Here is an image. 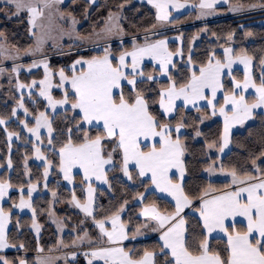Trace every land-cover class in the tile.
Returning a JSON list of instances; mask_svg holds the SVG:
<instances>
[{"label": "snow or ice", "instance_id": "6c2138e0", "mask_svg": "<svg viewBox=\"0 0 264 264\" xmlns=\"http://www.w3.org/2000/svg\"><path fill=\"white\" fill-rule=\"evenodd\" d=\"M64 2L0 0L3 5L0 12L7 18L27 15L28 30L35 41L34 47L24 50L25 55L43 54L51 41L53 50L72 57L71 62L58 71L52 69L48 59L15 65L10 71L0 67V74L7 71L10 76L15 75L17 90L28 88L31 98L35 95L32 90L38 89V97L46 102L43 111L33 113L26 107L21 94L10 116L0 117V125L5 126L9 152L13 139L20 140L21 136L19 132L9 131L8 120L11 117L19 119L22 110L25 119L19 123L34 138L32 149L35 158L43 161L45 188L53 167L58 168L69 184L74 183L73 170H78L77 175L82 173L81 183L87 185L86 200L82 203L73 192L69 203L85 218H91V224L98 230L96 239L83 228L73 229L77 235L70 244L58 239L53 247L83 249L87 245L89 250L82 252L87 264H264V132L256 140L261 148L258 152L248 149L243 164L226 167L220 159L232 143V129L254 120L258 109L264 110V67H261L257 79L253 73L254 57L246 49L237 52L232 47H224L222 58L213 52L199 67L189 54L187 72L181 78L172 70L177 67L173 57L183 56V51L179 48L175 52L169 50L167 39H150L148 33L156 29L157 24L144 29L143 43H139V36L134 34L129 48L123 39L128 33L119 23L120 11H109L104 28L99 32L93 30V39L77 32L79 21L71 12L64 11ZM89 3L94 4L95 0H89ZM147 3L156 10L155 19L161 25L173 22L172 10L180 11L186 7L199 10L197 19L215 14L216 6L221 3L228 4L229 11L234 13L245 8L240 3L230 4L229 0H198L191 5L188 0L183 3L181 0H147ZM248 7L264 9V2ZM118 8L122 10L124 4H119ZM179 22L178 19L175 21ZM233 35H228L229 41ZM245 35L251 36L252 33L246 32ZM65 36L70 41L67 51L61 43ZM182 36L183 33L176 39ZM113 37L120 38L116 49L109 42ZM0 38L6 39L4 32H0ZM198 38L193 37V42ZM101 40L105 41L102 47ZM85 43L94 45L93 50L98 47L99 51L95 54L93 50L87 54L72 52L74 47H83ZM20 52L18 48L15 54L0 48L4 60H18ZM146 59L154 65L152 72L145 71ZM237 64L243 65L242 79L233 74V66ZM260 64L264 66V57L260 58ZM34 68L43 69V78L33 79L30 84L21 83V70L31 73ZM158 77H166V82L162 83ZM144 85L147 87H142ZM54 89L59 91V98L53 94ZM249 90L254 93L251 99ZM49 109L53 114L63 115V128L54 126L55 115L50 116ZM191 110L198 115L190 118L186 113ZM258 114L264 118V111ZM28 116H32V121L27 119ZM217 116L223 119V130L216 139L205 138L203 141V155L206 157L203 172L209 177L219 172L230 177V182L225 183L223 189L209 183L206 187L186 191V141L204 136L199 126ZM188 128L192 129L191 134L184 131ZM41 129L47 130V144L58 157L55 165L42 150ZM213 152L217 155L214 156ZM28 159L25 155L26 175L29 174ZM7 167H13L11 158ZM110 173L120 174L114 175L112 180L122 183V178H126L133 184L138 182L146 192L151 186L170 196L174 204L169 202L171 206L166 208L155 202L145 204L144 194L137 192L134 199L142 205L139 211L142 223L132 225L131 219H122L129 203L127 199L98 217L95 215L92 184L97 181L107 185L108 191H114ZM38 183L29 180L27 199L21 185L19 204L12 203L13 208H28L32 212L31 230L36 234L38 255L34 262L26 256L10 260L6 255H0V264H56L59 260H64L65 264H79L75 251L66 256L43 255L45 250L39 246L42 225L37 222V211L32 204V194ZM13 187L7 178L0 179V201ZM51 195L54 200L57 198L56 191ZM186 209L191 211L186 213ZM48 215L54 216L51 211ZM189 216L195 220L198 233L189 228ZM11 222V210L0 206V253L12 248L27 252L23 242L10 240L8 225ZM52 223L56 224L58 232L63 231V221L53 218ZM16 227H20L19 221ZM148 233L157 236V244L151 250L145 248L141 252L125 244ZM213 233L217 235L214 237ZM213 239L223 247H212Z\"/></svg>", "mask_w": 264, "mask_h": 264}, {"label": "trees", "instance_id": "16d2710c", "mask_svg": "<svg viewBox=\"0 0 264 264\" xmlns=\"http://www.w3.org/2000/svg\"><path fill=\"white\" fill-rule=\"evenodd\" d=\"M188 1L194 3L195 0ZM262 2H264V0H229L230 4L240 3L245 5L244 9H248V6L252 4H260ZM121 3L124 4V8L122 10L118 8V5ZM0 7L3 6L0 5ZM62 7L65 12H71L79 21L76 30L83 37H89L94 34L93 30L97 32L104 28L109 11H120L121 19L119 23L128 33V35L124 36L123 39L125 45L129 48L130 40L134 34L139 36L138 42L141 43L143 42L144 35L142 34H145V28L151 29L153 24H157V28L152 29V31L160 29V26L155 19L156 14L154 10L146 4L135 0H96L94 4H90L89 0H74V2L73 0H68ZM216 10L220 13L221 17L208 20L206 22H198L196 19L197 15L194 10H189L181 13L180 15L173 16L171 18L173 22L169 23V25L179 26V29L174 31L167 30L154 34L150 36V39L171 36L177 33L181 35V33H183L181 38V47L179 48L182 49L183 56L179 55L180 58L174 60L177 67L172 70L174 75L181 78L187 72V60L189 54H191L195 65L199 67L201 63L207 62L209 56L213 52L216 53L219 58H222L223 54L221 48L231 44L232 48L237 52L240 49H246L247 53L254 57L253 73L258 79L261 74L262 67L260 64V58L264 57V26L258 25L256 21L264 17V9L258 8L247 13L229 16L227 15L226 6L218 7ZM177 19L180 21L179 23H175ZM202 29H206L205 33L201 35L197 43H193V37L202 33ZM0 32L5 33L6 39L2 38L3 43L14 51L17 48L20 49V54H24V50L29 49L33 43V36L29 33L27 18L25 15L19 16L17 20H12L3 17L0 13ZM246 32H251L252 35L246 36ZM230 33H234L231 41L227 38ZM111 44L112 47L116 49L120 45V40L111 42ZM63 45L65 51H67L69 42H64ZM168 47L169 50L173 52L178 49L174 42H169ZM189 47H191V53H189ZM93 49L94 46L84 44L83 47L80 48L74 47L72 52L87 54L89 50ZM96 51H99L98 47L93 50V54H95ZM45 53L48 54L47 59L49 60L50 66L55 71H58L61 66L66 67L72 60L71 56L60 54L58 51L53 50L51 46L45 49ZM144 67L147 72H152L153 70V66L150 64H145ZM233 74L236 75L237 78L241 76V73L238 71L233 72ZM42 75V69H37L31 73L22 70L20 72L19 80L21 83L30 84L33 79L40 80ZM159 80L162 83L166 82V79ZM0 84L4 87L6 86V82L4 80L0 81ZM142 87H147V85ZM4 93H6L5 90H3V93L0 96V117L8 118L14 105L13 102H10L5 98ZM34 93L35 95L31 98H29V96H24L25 105L29 108L30 112L35 113L43 111L45 103L38 97L36 92ZM53 94L59 98L58 90L54 89ZM33 101L36 102L34 103ZM58 112L62 113V110ZM53 115H55L54 126L63 128V115ZM186 115L191 118L198 114L194 110H191L189 113H186ZM23 119H25L24 114L20 112L19 119H17V117H11L8 120L7 127L9 131L19 132L21 136L20 140L13 139L11 152H9L7 136L4 132L5 126L0 125V165H2V167H0V179L7 178L14 185L1 205L6 210L10 209L12 212V222L8 225L9 238L13 242H23L27 247V252L23 250L17 252L15 248H12L7 249L4 255H6L10 260H15L18 256H26V258L34 262L35 253L37 252V238L30 228L32 216L29 214H18L13 211L12 207L13 201L17 203L19 199L20 186L23 185V187L26 188L29 180L33 183L39 181L37 184L39 193L32 197V204L37 211V222L42 225L39 237V246L44 248V253H50V248L52 251L57 249L54 248L53 245L59 239L54 226L49 222L48 212L51 211V209L54 210L58 218L63 220L64 225L68 229V231H66L61 238L66 243L70 244L76 237L77 231H73V229L79 230L80 228H83L89 232L92 238H96L98 234L97 230L94 229V226L91 224V218H85L80 212L71 210L68 207V202L71 200L73 192L75 193L77 199L81 202L84 201L83 186H81L82 184L80 183L81 179L79 175H74L75 184L72 189H68L62 183L58 168L53 167L50 170V179L47 182V188L43 189V186L41 185L43 179V165H38L31 161L33 156L32 141L26 137L21 129L19 120ZM27 119L32 121V116H28ZM199 127L202 129L204 136L199 137L198 140L197 138H189L186 141L188 145V154L185 157L188 167V175L185 177L186 191H193L197 188L206 187L209 183L213 184V186L218 189H223L224 184L229 181L211 180L203 172V168L206 166L204 164L206 157L203 155V141L205 138L216 139L218 134L222 132V124L218 119L212 118L210 120H206L204 124ZM184 131L189 134L192 133L191 128L185 129ZM262 132H264V118L257 114L252 123L246 125L243 130L233 133L229 151L220 158L225 166L232 167L243 164L248 149L258 152L261 145L256 143V140L259 139ZM249 133H251V136ZM45 143H47V141L44 140V144ZM50 147L51 146L43 145L42 150L55 165L58 163V157L50 150ZM25 155L29 157L27 160L29 161L27 163L29 170L28 177L24 174ZM9 158H11L13 162V167L11 169H8L7 167V161ZM114 175L119 176V173L109 174V179L113 183L114 191H108V186L105 188H95V215L98 217L102 216L105 212H110L115 207H118L123 200L127 199L129 203L122 215V219L125 221L131 219L132 225L141 223L142 221L139 219L137 214L142 205L137 204L135 202L136 199H134L137 192L144 194L145 204L155 202L161 208L171 206L168 200L157 196L153 192H146L138 182L133 184L123 178L122 183L112 180ZM52 191H56L57 193V198L54 202H52L51 198ZM23 194L25 197L27 196L26 193ZM101 209L104 211L101 212ZM190 211L191 210L186 211V213H189ZM188 219L191 231L198 233L199 229L194 227L195 220L192 216H189ZM17 221H19L20 224L19 228L16 227ZM81 221H85V223L82 224ZM125 244L128 248L139 249L142 252L145 248L151 250L157 244V238L151 237L142 241L129 240L126 241ZM211 245L214 248L223 247L222 243L217 244L214 239L211 240ZM77 260L79 264H86L79 255H77ZM73 264H75V262H73Z\"/></svg>", "mask_w": 264, "mask_h": 264}, {"label": "rangeland", "instance_id": "374dc122", "mask_svg": "<svg viewBox=\"0 0 264 264\" xmlns=\"http://www.w3.org/2000/svg\"><path fill=\"white\" fill-rule=\"evenodd\" d=\"M68 0H65V2H67ZM96 1V0H95ZM138 2H140V3H143V4H146L147 6H149L150 8H152V6L150 5V4H148L147 3V0H137ZM64 2V3H65ZM183 3V2H182ZM188 3H189V5H191V4H193V2H190V1H188ZM194 3H198V0H195L194 1ZM0 5H2V4H0ZM3 6V5H2ZM216 7H218V6H216ZM153 10H154V12H155V14H156V10L154 9V8H152ZM254 9H256V8H254ZM189 10H194L195 12H196V15L198 16V14H199V10L198 9H195V8H192V7H186V8H183V9H181L180 11H175V10H172V16H171V18L173 17V16H177V15H180L181 13H184V12H186V11H189ZM244 10V9H243ZM1 13V15L3 16V17H6L5 15H4V13L3 12H0ZM232 14V13H231ZM234 14V13H233ZM21 15H25L26 16V18H27V15L26 14H21ZM196 16V17H197ZM221 15H220V13L216 10L215 11V14H213V15H210V16H207V17H205V18H201V19H197V21H199V22H206L207 20H212V19H216V18H219ZM7 18V17H6ZM19 17H17V16H13L11 19L12 20H17ZM9 19V18H8ZM45 23H47V21H45ZM60 23H63V22H60ZM158 25L160 26V29H162V31H159V32H154V33H150V34H148L149 35V37L150 36H152V35H154V34H157V33H161V32H163V31H167V30H178L179 29V26H170L169 25V23H167V24H163V25H161L159 22H158ZM105 26V25H104ZM76 28H77V25H76ZM159 30V29H158ZM100 31V30H99ZM99 31H97V32H99ZM205 33V31H202V33H200L199 35H197L199 38L198 39H196L193 43H197L198 42V40L200 39V37H201V35H203ZM178 36H180V34H173V35H171V36H164V37H159V38H156V39H167V41H168V44H169V42H174L176 45H177V48H180L181 47V39H176V37H178ZM91 37L93 38V39H95V36H94V34H92L91 35ZM120 40V38H118V37H113L112 39H111V41H109L110 43L111 42H114V41H119ZM151 40H155V39H151ZM34 41H35V38L33 37V43H32V45H31V47L30 48H32V47H34ZM64 42H69L70 43V41L68 40V37L67 36H65L64 37V39L61 41V43L63 44ZM143 42H144V40H143ZM143 42H141V43H143ZM76 43H79V41H76ZM105 43V41H103V40H101L100 41V46H103V44ZM85 44H89V43H85ZM90 45H92V44H90ZM49 46H51V41L48 43V45H46L45 46V49L47 48V47H49ZM92 46H94V45H92ZM0 48H6L7 50H8V52L9 53H12V54H15V51L13 50V49H11L10 47H8V46H6L5 45V43H3V40H2V38H0ZM20 55V59H18V60H15V61H13V60H11V59H7V60H4L3 59V57L2 56H0V67H2V68H5V69H8L9 71H10V69L13 67V66H15V65H27V64H30V63H32V61L33 60H41V59H47V56H48V54H46L45 53V51H44V53L43 54H41V53H37L35 56H29V55H25V54H19ZM178 58H180V56L179 55H176V56H174L173 57V59H178ZM145 64H150V65H152L153 67H154V65L150 62V61H148L147 59L144 61V65ZM39 69H42V68H39ZM35 70H37V69H33L32 71H35ZM22 71V70H21ZM24 71H26V70H24ZM42 71H43V69H42ZM42 78H43V75H42ZM41 78V79H42ZM158 79H166V77H158ZM2 80H4L5 82H6V86L4 87L3 85H1L0 84V96L2 95V93H3V90H5L6 91V93H4V96H5V98L8 100V101H10V102H13V105L15 106V104H16V99L17 98H19L20 96H21V94H23V96H29V89L28 88H25V89H23L22 91L21 90H17L16 89V87H15V85H16V77H15V75H12V76H10L9 74H8V72L6 71L5 73H3V74H0V81H2ZM36 89H33L32 91L33 92H36L37 94H38V89L35 91ZM42 101H43V99L42 98H40ZM45 104H46V102L45 101H43ZM13 106V107H14ZM58 111H61V110H58ZM23 113V111L22 110H20L19 111V113ZM49 114H50V116H52L53 115V113H51V110L49 109ZM21 125V124H20ZM21 129H22V131L24 132V134L26 135V137L28 138V139H30L32 142H35L34 141V138L33 137H31L30 136V134L26 131V130H24L23 129V126L21 125ZM41 133H42V137L44 138V140L45 141H47V130L46 129H41ZM15 139V138H14ZM197 140H198V138H197ZM43 145H46V146H49L47 143H45V144H43ZM43 145H41V147L43 146ZM213 155L215 156V155H217L215 152H213ZM31 161L32 162H34V163H36V164H38V165H43V161H41V160H37L36 158H35V154H34V152H33V156H32V158H31ZM29 161H27V163H28ZM29 171V170H28ZM43 171H44V167H43ZM24 174H25V163H24ZM205 174V173H204ZM42 175H43V172H42ZM120 175V174H119ZM25 176L26 177H28L29 176V174L28 175H26L25 174ZM80 176V175H79ZM206 176H208L207 175V173H206ZM208 178L209 179H211V180H220V181H229L230 182V177H228V176H225V175H223V174H220L219 172H217V174H215V175H213V176H211V177H209L208 176ZM50 179V173H49V176H48V180ZM80 179H81V177H80ZM123 179H125V180H127L126 178H123ZM48 180H47V182H48ZM63 182H65L64 180L62 181V183ZM66 184H67V181L65 182ZM80 183H81V180H80ZM44 184H45V181H44V179H42V182H41V185L43 186V189H45V186H44ZM73 184H75V182L73 183ZM77 184H79V183H77ZM82 184V183H81ZM80 185V184H79ZM81 186H83V193H84V198L86 197L87 198V194H86V196H85V184H82ZM99 188V187H98ZM105 188V187H104ZM69 189V188H68ZM72 189V188H71ZM25 190L26 191H28V186L26 187V188H24V192H25ZM39 193V189H38V187H37V190L35 191V192H33V194H32V197L33 196H35V195H37ZM20 196H21V194H19V199H18V201H17V204H19V200H20ZM51 198H52V202H54V199H53V197H52V195H51ZM27 199V198H26ZM52 202H51V205H52ZM68 207L71 209V210H74V211H76V207H74L73 205H71L69 202H68ZM14 210L16 211V212H18V213H20V214H29L30 216H32V212L28 209V208H25V209H23V210H21V209H19V208H14ZM51 212L54 214V216L53 217H49V215H48V217H49V222L50 223H52V219L53 218H55V219H58V220H60V221H63L61 218H58L57 216H56V214H55V212H54V210L53 209H51ZM137 216H138V214H137ZM139 217V216H138ZM139 219H141L140 217H139ZM141 221L143 222V220L141 219ZM141 222V223H142ZM64 223V222H63ZM53 224V223H52ZM55 225V230H56V234L58 235V238L59 239H61L62 238V236H63V234L66 232V231H68V229L66 228V226L64 225V229H63V231L62 232H58L57 231V227H56V224H54ZM94 240L96 239V238H93ZM144 239H146V238H138V240L139 241H142V240H144ZM67 250H70V251H67ZM58 251V252H57ZM65 251V252H64ZM73 251H75L79 256H81V258L85 261V263L87 264V260L85 259V257L83 256V254H82V252L83 251H85V250H83V249H81V248H75V249H73V248H59V249H55L53 252V254H51L50 256L51 257H56V255H61L62 256V253L61 252H64V254H63V256H66V255H69L71 252H73ZM4 254V253H3ZM0 255H2V254H0ZM44 256H46V257H48L49 255L48 254H43Z\"/></svg>", "mask_w": 264, "mask_h": 264}, {"label": "crops", "instance_id": "0c3cea01", "mask_svg": "<svg viewBox=\"0 0 264 264\" xmlns=\"http://www.w3.org/2000/svg\"><path fill=\"white\" fill-rule=\"evenodd\" d=\"M135 1H137V0H135ZM181 2H184V1H181ZM218 7H222V6H226L227 7V15L229 16V15H238V14H243V13H247V12H249V11H252V10H255V9H250V8H248V9H244V10H241V11H239V12H232V11H229V5L228 4H224V3H221V4H218L217 5ZM218 7H216V8H218ZM256 9H258V8H256ZM232 13V14H231ZM234 13V14H233ZM221 17V16H220ZM256 23L258 24V25H261V26H264V17H262V18H260L259 20H257L256 21ZM162 39V38H161ZM155 40H157V39H155ZM225 47H232L231 46V44H228L227 46H225ZM224 48V47H223ZM223 48H221V51H222V54H223ZM173 60H175V59H173ZM262 67H264V66H262ZM235 71H238V72H240L241 73V76L239 77V79H242V77H243V65H239V64H237V65H234L233 66V72H235ZM254 95V93H252V91L251 90H249V99H251L252 98V96ZM178 104H180L181 102H177ZM203 103V102H202ZM261 111H264V110H257V114L259 113V112H261ZM214 119H218L220 122H221V124H222V130H223V119L221 118V117H219V116H217V117H213ZM254 120H249L243 127H241V126H236V127H234L233 129H232V134L233 133H235V132H239V131H241V130H243V128L246 126V125H248V124H250V123H252ZM229 149H230V145H229V148H227V149H225V153L221 156V157H223L228 151H229ZM220 157V158H221ZM51 170V169H50ZM59 172V171H58ZM77 172H78V170H76V169H74L73 170V175H77ZM59 175H60V177H61V179H62V181L64 180L63 179V174H61V173H59ZM80 175V177H82V173L81 174H79ZM205 175H206V173H205ZM208 177V176H207ZM65 181V180H64ZM66 182V181H65ZM65 182H63V184L67 187V188H69V189H71L72 187H73V183L72 184H69L68 182H67V184L65 183ZM92 186H93V188L95 189V188H104V187H106L107 185H105V184H101V183H99V182H97V181H93V184H92ZM85 187L87 188V185L85 184ZM86 188H85V196H86V194H87V191H86ZM148 191L149 192H153V193H155L157 196H159V197H162V198H164V199H166V200H168L169 202H171V204H174V201H172V198L170 197V196H167L166 194H164V193H160V192H157V191H155L151 186H149V189H148ZM24 193H26V195H27V191L25 190V192ZM95 193V192H94ZM19 194H21V192L19 191ZM7 197V196H6ZM6 197L4 198V200L6 199ZM34 197V196H33ZM25 198H27V196L25 197ZM4 200L3 201H0V206L2 205V203L4 202ZM86 200V197L84 198V201ZM83 201V202H84ZM82 202V203H83ZM135 202L137 203V204H139V201H138V199H136L135 200ZM190 209H186V211H189ZM13 211L14 212H16L15 210H14V208H13ZM76 211H78V212H80L83 216H84V214L78 209V208H76ZM140 211V210H139ZM18 213V212H17ZM18 214H20V213H18ZM124 214V213H123ZM122 214V215H123ZM138 216H139V212H138ZM85 217V216H84ZM140 217V216H139ZM142 220H143V218L142 217H140ZM52 224V223H51ZM53 226H54V228H55V225L54 224H52ZM30 228H31V226H30ZM33 233H34V235L36 236V234H35V232L34 231H32ZM97 234H98V230H97ZM217 234L216 233H213V236L215 237ZM151 238V237H156L157 238V236H156V234L155 233H148L147 235H145V236H140V237H137V239L136 240H138V238ZM63 249V248H62ZM83 250H85V251H87V250H89L88 249V246L87 245H85L84 246V248H83ZM54 251V250H53ZM53 251H51L50 253H43V254H48L49 256L51 255V254H53L54 252ZM67 251H70V250H67ZM6 252V251H5ZM4 252V253H5ZM58 252V251H57ZM65 252V251H64ZM64 252H61L62 253V256H63V254H64ZM0 254H2V255H4L3 253H0ZM37 255H38V253L36 252L35 253V259H36V257H37ZM56 256H61L60 254L59 255H56ZM56 264H65V262H64V260H59V261H57L56 262Z\"/></svg>", "mask_w": 264, "mask_h": 264}, {"label": "water", "instance_id": "95a60500", "mask_svg": "<svg viewBox=\"0 0 264 264\" xmlns=\"http://www.w3.org/2000/svg\"><path fill=\"white\" fill-rule=\"evenodd\" d=\"M217 19V18H216ZM208 21V20H207ZM199 22V21H198ZM159 31H162V29H159V30H155V31H151V32H149L148 34H150V33H154V32H159ZM142 35H145V34H142Z\"/></svg>", "mask_w": 264, "mask_h": 264}]
</instances>
